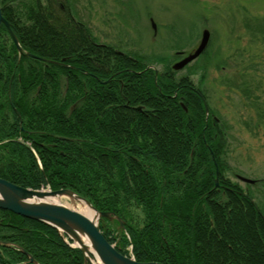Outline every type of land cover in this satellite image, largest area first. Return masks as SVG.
Segmentation results:
<instances>
[{
  "label": "trees",
  "instance_id": "1",
  "mask_svg": "<svg viewBox=\"0 0 264 264\" xmlns=\"http://www.w3.org/2000/svg\"><path fill=\"white\" fill-rule=\"evenodd\" d=\"M0 3L24 50L75 65L20 58L2 26L1 179L32 190H70L119 216L124 228L103 219L100 229L122 254L132 246L140 263L264 264V206L250 188L225 177L223 126L207 120L199 95L179 92L189 81L180 83L168 57L95 46L74 0ZM245 27L264 43V17L245 19ZM157 63H166L158 74L148 69ZM246 84L237 88L249 100ZM0 241L38 264H85L69 237L9 211L0 210ZM0 264L33 263L19 248L0 246Z\"/></svg>",
  "mask_w": 264,
  "mask_h": 264
},
{
  "label": "rangeland",
  "instance_id": "2",
  "mask_svg": "<svg viewBox=\"0 0 264 264\" xmlns=\"http://www.w3.org/2000/svg\"><path fill=\"white\" fill-rule=\"evenodd\" d=\"M74 2L101 43L146 58L168 57L171 65L178 61L176 51L190 52L200 43L204 29L210 31L208 54L181 75L190 76L192 85L203 91L213 117L223 126L228 147L224 157L230 166L225 177L245 190L250 188L255 201L264 206V43L245 29V19L264 17V0ZM165 64L153 66L163 71ZM245 82L253 94L249 100L237 88L243 89ZM239 176L259 182L249 185ZM60 203L82 209L68 198Z\"/></svg>",
  "mask_w": 264,
  "mask_h": 264
},
{
  "label": "water",
  "instance_id": "3",
  "mask_svg": "<svg viewBox=\"0 0 264 264\" xmlns=\"http://www.w3.org/2000/svg\"><path fill=\"white\" fill-rule=\"evenodd\" d=\"M5 26L19 52L20 55L32 57L47 63L61 65L63 64L45 60L37 57L29 52H25L19 42L18 37L11 28V24L4 18L2 8L0 5V30ZM152 27L157 29L156 24L152 21ZM211 33L209 30H204L200 43L191 50L186 57L173 66V70L180 71L187 65L197 60L208 48L210 43ZM106 81L105 83H108ZM139 110L141 108H138ZM205 110L209 114V106L205 102ZM239 180L246 184L254 185L255 180H251L239 176ZM219 186V172L217 170L216 187ZM49 198H68L77 203L84 202L91 208L97 217L91 220L84 216L77 210H73L61 203L46 202ZM0 210L9 211L15 215L30 219L39 223L49 225L57 229L62 235L71 238L75 243L74 247L82 250L85 257V264H94L93 256L96 257L100 264H160V263H140L135 258H130L123 255L114 245H112L103 235L100 230V222L107 219L110 222L117 221L121 227H124L123 220L111 212L98 211L88 200L77 195L70 190H57V191H39L26 189L15 184H12L0 178ZM89 241L87 246L83 239ZM0 246L17 247L28 256L29 262L38 264L36 260L27 253L24 249L4 241H0Z\"/></svg>",
  "mask_w": 264,
  "mask_h": 264
},
{
  "label": "flooded vegetation",
  "instance_id": "4",
  "mask_svg": "<svg viewBox=\"0 0 264 264\" xmlns=\"http://www.w3.org/2000/svg\"><path fill=\"white\" fill-rule=\"evenodd\" d=\"M40 2L42 3V5H44L45 4V0H40ZM64 5H63V3H60V8H62L63 10H64ZM67 8H68V6H67ZM107 44H103V43H101L100 41H97V44H95V46H97V47H100V46H106ZM115 52H117V53H119V54H121V55H123L124 56V54H125V52H122V51H120V50H117L116 49V51ZM37 56H39V55H37ZM85 56H86V54H85V52L82 54V61L83 62H85ZM67 59V60H66ZM34 61H36V62H39V60L37 61V60H34ZM53 61H55V62H61V63H63V64H65V66L64 67H66L67 66V68H68V66L69 67H73L74 68V64H72L70 61H69V59L68 58H63L62 60H60V61H56V60H53ZM40 63H43V62H40ZM138 62L137 61H135V62H133V64H137ZM44 64V63H43ZM126 71H132V70H126ZM183 72V71H182ZM84 75H87V76H90V77H94V75L93 74H91L90 72H85V73H83ZM118 74V73H117ZM117 74H115V75H117ZM115 75H111V77H110V80L112 81V79L113 78H115ZM177 79L180 81V83H181V81H183V80H187V81H189V84L187 83V86H179L178 87V90H179V92H181L182 93V91L184 90V89H186V88H189V90L191 91V92H193L194 94H197V95H199V97L202 99V101L204 102L205 101V99H204V97L202 96V94L201 93H199L198 91H199V89L197 88V87H195L194 85H190V84H192L191 83V81H190V76H188V75H181V72H179L178 74H177ZM109 80V79H108ZM110 81V82H111ZM118 81H120V80H118ZM109 82V83H110ZM120 83H121V88H123V82L122 81H120ZM183 87V88H182ZM86 93V92H85ZM84 99V98H83ZM82 99V100H83ZM126 107H128V104L126 105ZM138 108V107H137ZM136 108V109H137ZM143 109V108H142ZM141 109V110H142ZM141 110H139V111H141ZM30 143H28V145H29ZM39 145L41 146V147H43L45 144L44 143H39ZM47 145V144H46ZM49 145V144H48ZM51 146H53L52 144H51Z\"/></svg>",
  "mask_w": 264,
  "mask_h": 264
},
{
  "label": "bare ground",
  "instance_id": "5",
  "mask_svg": "<svg viewBox=\"0 0 264 264\" xmlns=\"http://www.w3.org/2000/svg\"><path fill=\"white\" fill-rule=\"evenodd\" d=\"M66 60H67V59H66ZM57 63L63 64V63H61V62H57ZM63 65H65V64H63ZM68 68H73V67H69V66H68ZM208 119H212V120H216V121H218L217 119H215V118L213 117L212 114L208 115L207 120H208ZM216 179H217V178H216ZM45 201H46V202H47V201H48V202H52V203H60V199H59V198H49V199H46ZM81 205H82V209L80 210V213H82L84 216H86L87 218H89V219H91V220L96 219L97 214H96L91 208H89L84 202H81ZM83 241H84V243H85L87 246H89V241H88L86 238H84Z\"/></svg>",
  "mask_w": 264,
  "mask_h": 264
}]
</instances>
